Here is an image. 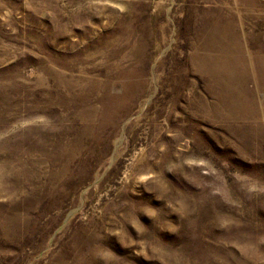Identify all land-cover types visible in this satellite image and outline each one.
I'll list each match as a JSON object with an SVG mask.
<instances>
[{"label":"rangeland","instance_id":"rangeland-1","mask_svg":"<svg viewBox=\"0 0 264 264\" xmlns=\"http://www.w3.org/2000/svg\"><path fill=\"white\" fill-rule=\"evenodd\" d=\"M0 264H264V0H0Z\"/></svg>","mask_w":264,"mask_h":264},{"label":"bare ground","instance_id":"bare-ground-1","mask_svg":"<svg viewBox=\"0 0 264 264\" xmlns=\"http://www.w3.org/2000/svg\"><path fill=\"white\" fill-rule=\"evenodd\" d=\"M204 9H207V8H204ZM216 9V8H215ZM202 10V9H201ZM219 11V10H218ZM212 15V16H211ZM213 15L214 16H216V15H218L217 17H213ZM222 16V15H221ZM205 18L206 19H203V17L201 18V19H203V21H201V24H203V28H199V30H200V37H198V39H199V41L201 42V41H204L205 42V44H208V48H209V50H205V51H211V52H214V54H216V55H218L217 53L220 51V48H219V40H220V38L222 39H225L226 37H228V31H227V34H225L226 36H223L222 34H221V32H220V30H221V27H220V25H222V24H220V14H217V13H215V11H211V10H209V11H207V13L205 14ZM222 18V17H221ZM229 18V17H228ZM227 19V18H226ZM221 23H223V22H221ZM224 24V23H223ZM227 29H225V31H226ZM224 31V32H225ZM197 36V35H196ZM197 39V38H196ZM198 44V43H197ZM196 44V45H197ZM203 44V43H202ZM204 45V44H203ZM202 45V46H203ZM202 49V48H201ZM204 49V48H203ZM204 51V52H205ZM210 52V53H211ZM208 53V52H207ZM204 54V53H203ZM209 54V53H208ZM197 55V54H196ZM205 55V54H204ZM203 55V56H204ZM201 56V55H200ZM192 57H194V54H193V56H191V59H192ZM196 57V56H195ZM198 57V56H197ZM196 57V58H197ZM207 57H208V55H207ZM207 57H205V58H207ZM211 57V56H210ZM213 57V56H212ZM211 57V58H212ZM218 57V56H217ZM201 58V57H200ZM205 58H203V59H205ZM202 59V58H201ZM210 59V58H209ZM208 59V60H209ZM196 60H198V58L196 59ZM218 58H216V56H215V58L214 59H212V65H213V70L211 69V68H209V69H211L212 71H216L217 70V68H218ZM194 61V60H193ZM202 61V60H201ZM200 61V62H201ZM210 61V60H209ZM208 61V62H209ZM193 63H195V62H193ZM199 63V62H198ZM208 64V63H207ZM206 64V65H207ZM209 66H211L210 64H208V66H207V68H204V70L206 69H208V67ZM220 66H222V65H220ZM204 67V65H202L201 63H199V68H203ZM206 67V66H205ZM198 69V68H197ZM199 70L200 72L202 71V70ZM222 69H224V68H222ZM223 71V70H222ZM208 72V71H207ZM203 73V72H202ZM210 74H211V72H210ZM224 74V73H223ZM204 75V74H203ZM202 75V76H203ZM211 75H213V74H211ZM210 75V76H211ZM205 76V75H204ZM203 76V77H204ZM215 77H217V76H215ZM202 78V77H201ZM208 78V77H207ZM206 78V79H207ZM219 78V77H218ZM221 78V77H220ZM217 80H219V79H217ZM206 81H208V80H206ZM210 86V85H209ZM223 89L227 92L228 90H229V86L228 85H225L224 87H223ZM214 91V90H213ZM212 94H214V92L212 93ZM216 95V94H215ZM213 97V96H212ZM216 98H218V97H216ZM215 99V98H214ZM221 101V100H220ZM225 101V100H224ZM224 101H223V103H224ZM215 106V105H214ZM216 108H218V107H216ZM220 108V107H219ZM110 115V114H109ZM111 116H112V114H111ZM111 116H109V117H111ZM108 117V116H107ZM107 120V119H106ZM110 121V120H109ZM108 122V121H107Z\"/></svg>","mask_w":264,"mask_h":264}]
</instances>
